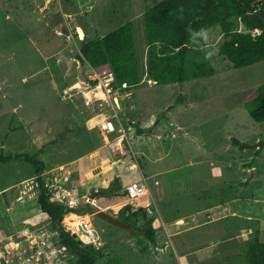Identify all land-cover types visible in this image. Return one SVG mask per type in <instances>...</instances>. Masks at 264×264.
I'll return each instance as SVG.
<instances>
[{
    "label": "rangeland",
    "instance_id": "1",
    "mask_svg": "<svg viewBox=\"0 0 264 264\" xmlns=\"http://www.w3.org/2000/svg\"><path fill=\"white\" fill-rule=\"evenodd\" d=\"M159 1L81 0L77 12H68L59 0H0V154L35 155L47 164L43 173L46 178L58 179L56 190L61 194L71 192L66 199L77 195L78 204L95 201L97 198L85 194L105 187H97L100 182L95 174L92 180L87 179L86 170L95 163L90 158L101 144L96 128L101 108L99 101L86 103L83 84L69 87L97 76L78 54L87 39L132 21L137 55L145 71V12ZM203 35L216 70L214 75L158 84L144 73L142 81L132 87L133 94L123 98L119 119L127 133L125 142L138 153L139 168L127 170L125 164L114 165L110 174L116 171L113 179L119 178L123 188L105 192L103 202L110 203L116 196L119 206L130 203L132 211L145 208L147 213L135 218L137 228L108 221L97 214V205L96 210L83 214L90 217L84 220L92 221L104 242V256L98 264H247L245 252L254 231L260 229L264 239V145L259 149L264 139V121H256L247 106L264 82V60L236 67L220 54L224 36L219 25L208 28ZM107 111L118 128V118L111 116V109ZM119 133L118 129L111 132V140L117 139ZM106 147L107 156L97 157L101 159L99 165L108 160L110 164L121 155L118 149ZM78 165L81 167L74 171ZM144 176L152 192L130 201L124 186ZM36 177V167L23 157L0 161V190L17 182L5 193L13 191L18 206L26 197L39 194ZM160 196L165 200L161 201ZM211 203L220 205L207 208ZM33 204L38 205L36 198ZM2 207L1 203V215L5 214ZM106 210L119 216L111 207ZM232 210L241 216L229 215ZM22 212L18 217H8V222L0 226V237L13 231L0 240L1 264H78L76 256L60 246L49 216L42 215L40 224L24 220L18 226L24 217ZM161 212L168 221V215L177 212L195 213L213 226L231 219L253 231L245 230L249 235L236 238L227 249L220 240L229 234L216 240L218 231L210 227L208 237L220 242L221 251L209 261L195 262L194 254L186 260L184 251L189 250L173 241L174 235L167 234L165 227L169 228V224L162 221ZM72 213L68 212L63 220L67 229L70 224L65 218ZM151 216L160 239L168 244L163 251L151 241L139 242L140 228ZM38 226L44 227L33 229ZM197 232H203V228ZM34 237L38 238L36 243L21 247ZM228 257L230 262L226 261Z\"/></svg>",
    "mask_w": 264,
    "mask_h": 264
},
{
    "label": "trees",
    "instance_id": "2",
    "mask_svg": "<svg viewBox=\"0 0 264 264\" xmlns=\"http://www.w3.org/2000/svg\"><path fill=\"white\" fill-rule=\"evenodd\" d=\"M62 5L68 12L79 10L77 0H62ZM145 23L148 43L145 71L137 55L132 21L124 22L104 35L87 39L82 43L78 57L101 75L113 72L116 85L127 84L124 89L139 84L144 73L158 84L208 77L216 70L210 61L203 32L219 25L224 36L220 54L231 60L234 66L243 67L264 60V0H161L146 10ZM247 106L256 121H264V82ZM236 141L245 146L240 140ZM262 145L264 139L259 149ZM16 157H23L36 167L40 209L48 214L51 225L58 232L60 246L75 255L78 264H98L104 250L83 244L63 222L65 214L70 211L87 213L96 210V206L82 201L79 206L70 207L52 200V192L45 185L46 174H43L46 162L23 152L0 154V161ZM122 188L116 177L105 189L111 193ZM132 208V204H125L118 215L137 228L135 218L147 212L145 208L134 211ZM140 231V243L145 244L147 240L154 244L158 242L159 229L153 216L146 220ZM259 232L260 229H256L248 242L247 264H264V239Z\"/></svg>",
    "mask_w": 264,
    "mask_h": 264
},
{
    "label": "crops",
    "instance_id": "3",
    "mask_svg": "<svg viewBox=\"0 0 264 264\" xmlns=\"http://www.w3.org/2000/svg\"><path fill=\"white\" fill-rule=\"evenodd\" d=\"M96 128L98 129V131L100 133L101 144L94 149L95 152L93 153V155H91V158H90V155H89V158L91 160L93 158V161L95 163L92 166L90 165V167L86 170V172H88L87 173V179L94 178L93 175L95 174V177L100 182V185H97V187H106L112 182L113 175L116 173V171H114V172H112L110 174V171L114 170V169H111L112 166L110 164H108L109 167L107 168L108 169L107 171H103L102 170L101 172L96 174L97 171L101 170V169H99V170H97L95 172L96 168L101 166V164L99 165V163H100L99 161H101V159H97V157L99 156V157H101L103 159L104 157L107 156V154H106L107 147L104 146V141H103V136L101 134V130L97 126H96ZM90 154H92V153H90ZM103 155H105V156H103ZM91 160H83V162L87 161L88 163H91ZM107 163H108V161H107ZM80 167L81 166L78 165L77 167H74L73 169H74V171H76L77 168H80ZM26 178H28V177H26ZM145 178L147 179L146 176H145ZM22 180H24V178L21 179L18 182L21 183ZM16 183L17 182H15L13 184H10L8 186L16 185ZM7 187L3 188L2 190H0V196L3 195V196L0 197V204L2 203V206H3L2 207V212L5 213L3 215H1V213H0V226L1 225H5L8 222V220H7L8 217H12V216L18 217V215H22V213H23L22 211L25 212L24 215H23L24 217H23V220L19 219V222H17L18 226L24 220L31 221V223L32 222H37L36 224H40L41 223V217H43L42 215L45 214L48 217V214L40 209L39 202H38V205H36V206L33 204V199L36 198L37 201H38V195L37 196L34 195L31 198L26 197L22 201V204L18 206L17 202L15 201V199H17L15 193L13 191L10 192L9 194L5 193L6 192L5 189L9 190V188H7ZM222 187L220 188L221 190H222ZM97 190L100 191V189H97ZM101 190H105V192H107L106 189H101ZM151 192H152V190L150 188V193ZM159 194L162 196L161 191H160ZM85 195L91 197V195H89L87 193ZM102 195H104V193L97 195V196H100V197H96V196L92 197V198H97L95 201L91 200L92 204L95 205V206L96 205L99 206L100 209H107V208L111 207L113 209V211L118 212L119 209L122 207V206H119V204H118V202H120V201H118V198L115 196L114 198H111V202L108 203V202H103L104 201L103 200L104 196H102ZM206 195H207V192H206ZM161 196L159 197V199L161 201L165 200L164 197H161ZM18 202H19V200H18ZM189 202H190L189 206H192V208H193L192 201H189ZM147 203H149V202H146V204ZM216 204L220 205L219 203H215V204L211 203V204L207 205V208L215 207L214 205H216ZM183 207L184 206H182L178 210L182 209ZM147 208L151 209L150 206H148ZM224 208L225 207H223L222 210ZM34 210H36V213H33ZM75 214H77L79 216H84L83 215L84 213H79L78 212V213H75ZM194 214L195 213H185V212L181 213V212H177V214L168 215V217H170V220L168 221L167 219H165L163 217L165 215L164 212H161V215H162L161 217H162V221L164 223L169 224V228L165 227V229L167 231V234L169 233L171 235H174L175 239L173 241H177L181 245V248L189 250V251H184L182 249L186 253V256H187L185 258L186 260H188L187 258H189L188 257L189 255H193L194 254V256L196 257L195 262L209 261L210 259L214 258L218 253H220V251H221L220 250V242L219 241H217V242L213 241L212 242V241H210V239L208 237V232L207 231L210 229V227L213 226L212 223L211 222L209 223L208 221H202V219L197 218L196 215H194ZM229 215H231V216H241V214L237 210H232V212ZM171 216H173V217H171ZM223 218H226V216L223 217ZM183 219H184V221H183ZM219 220H222V219L220 218ZM44 226H38V228H33V229H41ZM199 227L203 228V232H197V229ZM213 227H214L215 231L216 230L218 231V236L216 237L217 238L216 240H220V238H221V236L223 234H225V235H227V233L229 234V236L226 239H221L220 240L222 245L224 244L227 249L230 248V246L232 245L231 243L233 241H235L236 238H240L242 235L243 236L244 235H249L248 232H245V230L250 228L253 231L252 227H247L245 224L242 225V224H240V223H238L236 221L234 222V220H231V219H229V222H223L222 224L216 223V226H213ZM12 232L13 231H10V230L7 231L6 233H4L0 237V240H2L5 237L8 238V236H11L10 234ZM244 237H246V236H244ZM204 239H206V240H204ZM201 241H204L206 243L205 244L204 243H200ZM191 244H193V247L191 246ZM155 245H157V247L160 248V249L162 248V251H163V249H165V247L168 246V244L166 242H163L160 239V232H159V236H158V242ZM231 258H232V256H231ZM226 261L230 262L229 261V257L227 258Z\"/></svg>",
    "mask_w": 264,
    "mask_h": 264
},
{
    "label": "built area",
    "instance_id": "4",
    "mask_svg": "<svg viewBox=\"0 0 264 264\" xmlns=\"http://www.w3.org/2000/svg\"><path fill=\"white\" fill-rule=\"evenodd\" d=\"M78 4L81 0H77ZM59 3L62 5V0H59ZM92 67V66H91ZM93 68V67H92ZM94 69V68H93ZM96 77L94 80H90L88 82H78L73 84L72 87H82L84 85V89H82V93L86 98V103L88 105H92L93 102L99 101V106L101 111L98 112L96 117H99L97 127L101 130V134L103 136L104 145L111 146L112 149H118L120 152V156L112 160L110 165L113 167L114 165L125 164V168L127 170L133 168H139V156L138 153L132 147V144H128L125 142L127 137V133L123 126V123L119 119L118 109L122 107L123 98L125 96H129L133 93L131 89L126 88L127 84L116 85L115 75L113 72H109L107 74L101 75L95 69ZM94 83H92V82ZM83 84V85H82ZM67 90V89H66ZM67 92V91H66ZM111 109V116H115L118 118L119 126L116 128L115 123L109 119V112L107 109ZM106 109V110H105ZM118 129L119 137L117 139L111 140V132ZM110 147V148H111ZM110 162V160H108ZM45 185L52 192L51 199L57 202L63 203L67 206L74 207L78 204V197H71L66 199L67 194L71 192L68 191L66 193L61 194L60 190H56L58 187V179L53 176H48L46 178ZM62 189V188H61ZM124 191L126 192L130 201L135 202L140 197L147 195L150 193V187L148 185V181L143 177L141 180H132L127 185L124 186ZM22 196V195H21ZM151 204L147 203L146 206H150ZM72 232H75L80 241L83 244L95 246L97 248L101 247L102 243L101 235L97 228L92 224L91 221H82L76 224L73 228L70 229ZM3 262L0 257V264Z\"/></svg>",
    "mask_w": 264,
    "mask_h": 264
},
{
    "label": "water",
    "instance_id": "5",
    "mask_svg": "<svg viewBox=\"0 0 264 264\" xmlns=\"http://www.w3.org/2000/svg\"><path fill=\"white\" fill-rule=\"evenodd\" d=\"M105 193V190H95L92 194H91V197H95L99 194H103ZM98 215L102 216L103 218L107 219L108 221L114 223V224H117V225H121V226H127V227H131V224L128 223L126 220L120 218L119 216L109 212L108 210L106 209H100L98 212H97ZM75 236L76 233H73ZM38 240L37 237H34L32 238V240H25L22 244H21V247H24L26 244H30V243H36Z\"/></svg>",
    "mask_w": 264,
    "mask_h": 264
},
{
    "label": "bare ground",
    "instance_id": "6",
    "mask_svg": "<svg viewBox=\"0 0 264 264\" xmlns=\"http://www.w3.org/2000/svg\"><path fill=\"white\" fill-rule=\"evenodd\" d=\"M105 163H106V164H104V163L101 164V166L98 167V170H99V169H101V170L107 169V168L109 167V165H108L107 161H105ZM99 171H100V170H99ZM95 172H96V170H95ZM97 172H98V171H97ZM129 204H130V203H129ZM139 207H140V206H139ZM141 207H142V206H141ZM72 214H73V215H70V216H68V217L65 218V220H66V221L68 220V222H69V224H70V226L68 227V229H71V228H73L76 224H78V223L84 221V218H89V219H90V217L87 216V215H84V217H82V216H79V215L75 214L74 212H73ZM71 218H76V220H75V221H71V220H70Z\"/></svg>",
    "mask_w": 264,
    "mask_h": 264
},
{
    "label": "clouds",
    "instance_id": "7",
    "mask_svg": "<svg viewBox=\"0 0 264 264\" xmlns=\"http://www.w3.org/2000/svg\"><path fill=\"white\" fill-rule=\"evenodd\" d=\"M109 185H110V184H109ZM109 185H108V186H109ZM108 186H106V187H108ZM106 187H105V188H106ZM105 188H104V189H105ZM54 201H55V200H54ZM59 203H60V202H59ZM78 205H79V204H77L76 206H78ZM76 206H74V207H76ZM70 212L78 213V212H75V211H70ZM66 214H67V213H66ZM66 214H65V215H66ZM91 222H92V221H91ZM92 224H93V223H92ZM69 230H70V229H69ZM70 231H71V230H70ZM251 231H252V229H251ZM71 232H72V231H71ZM73 233H75V232H73ZM77 237H78V236H77Z\"/></svg>",
    "mask_w": 264,
    "mask_h": 264
}]
</instances>
